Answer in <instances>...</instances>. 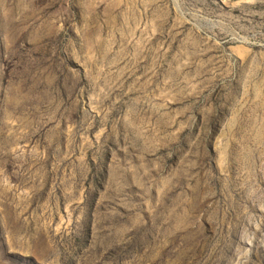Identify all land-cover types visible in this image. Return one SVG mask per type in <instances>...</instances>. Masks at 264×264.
I'll list each match as a JSON object with an SVG mask.
<instances>
[{"label":"rangeland","instance_id":"rangeland-1","mask_svg":"<svg viewBox=\"0 0 264 264\" xmlns=\"http://www.w3.org/2000/svg\"><path fill=\"white\" fill-rule=\"evenodd\" d=\"M0 264H264V0H0Z\"/></svg>","mask_w":264,"mask_h":264}]
</instances>
